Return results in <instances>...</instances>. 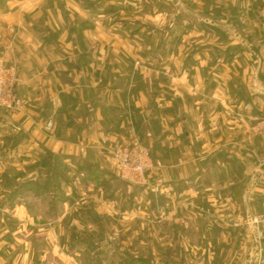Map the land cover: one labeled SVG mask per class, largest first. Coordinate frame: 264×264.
Wrapping results in <instances>:
<instances>
[{
  "label": "crops",
  "instance_id": "crops-1",
  "mask_svg": "<svg viewBox=\"0 0 264 264\" xmlns=\"http://www.w3.org/2000/svg\"><path fill=\"white\" fill-rule=\"evenodd\" d=\"M173 2L172 23L188 25V35L172 38L180 58L172 77L133 64L148 50L99 45L141 39L148 0H0V56L15 64L22 100L19 110L0 111V161L28 148L34 168L59 157L67 170L96 169L91 182L110 187L117 178L109 147L136 139L153 162L142 188L188 201L189 215L207 217L203 232L220 245L245 224L225 226L222 218L243 215L247 201L252 214L264 203V142L251 130L264 115V0ZM138 7L144 12L134 16ZM229 200H240V209L226 210Z\"/></svg>",
  "mask_w": 264,
  "mask_h": 264
},
{
  "label": "rangeland",
  "instance_id": "rangeland-1",
  "mask_svg": "<svg viewBox=\"0 0 264 264\" xmlns=\"http://www.w3.org/2000/svg\"><path fill=\"white\" fill-rule=\"evenodd\" d=\"M173 3L148 0L149 21L142 27L148 39L143 35L125 41L103 40L99 41L100 47L148 50V56L138 51L133 64L149 69L163 67L172 76L170 68L180 59L173 55L176 40L172 38L179 32L188 35V25L178 29L172 23L177 9ZM144 8H135L134 16L143 13ZM101 28L106 33L112 29ZM181 46L190 47L187 41ZM100 60L106 64L113 58ZM9 140H5L6 147L12 145ZM34 155L27 148L0 161V264H245L252 254L246 206L245 215L222 218L220 222L225 226L245 224L238 233L225 232L227 237L218 245V240L212 242L201 227L207 217L194 219L189 215L188 201H163L157 189L149 191L126 181L131 187L124 186L117 173V184L110 187L101 179L91 182L90 178L98 173L96 169L80 166L67 170L59 157L50 156L53 162L47 168H34ZM45 156L49 154L43 153ZM34 173L37 178L49 176L39 182L30 179ZM236 201L229 200L223 206L229 212L240 209L242 202ZM179 204L182 207L178 208ZM261 249L264 261V240Z\"/></svg>",
  "mask_w": 264,
  "mask_h": 264
},
{
  "label": "built area",
  "instance_id": "built-area-1",
  "mask_svg": "<svg viewBox=\"0 0 264 264\" xmlns=\"http://www.w3.org/2000/svg\"><path fill=\"white\" fill-rule=\"evenodd\" d=\"M16 82V66L9 63L4 55L0 56V111L19 110L22 100L14 90ZM51 122L46 124L50 130ZM252 132L264 142V115L255 118L251 126ZM108 154L115 164L116 173L123 181L145 185L147 183V171L153 167L150 149L138 140L114 143L109 147ZM159 166V162H156ZM254 225L260 247L258 264H262L261 243L264 240V205L261 210L252 214Z\"/></svg>",
  "mask_w": 264,
  "mask_h": 264
},
{
  "label": "water",
  "instance_id": "water-1",
  "mask_svg": "<svg viewBox=\"0 0 264 264\" xmlns=\"http://www.w3.org/2000/svg\"><path fill=\"white\" fill-rule=\"evenodd\" d=\"M261 169H264V164H262ZM35 176H36L35 173L32 174L30 179L34 178ZM245 205H246V222H247L248 228L250 230L251 239H252V252H251L252 254L245 264H257L258 259L260 257L259 241L257 239V235H256L254 225L251 222L252 214H251L246 203H245ZM249 252H250V249H249Z\"/></svg>",
  "mask_w": 264,
  "mask_h": 264
}]
</instances>
